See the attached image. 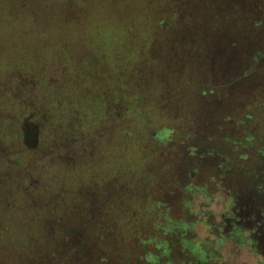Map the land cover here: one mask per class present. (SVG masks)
Instances as JSON below:
<instances>
[{
  "label": "rangeland",
  "instance_id": "1",
  "mask_svg": "<svg viewBox=\"0 0 264 264\" xmlns=\"http://www.w3.org/2000/svg\"><path fill=\"white\" fill-rule=\"evenodd\" d=\"M0 264H264V0H0Z\"/></svg>",
  "mask_w": 264,
  "mask_h": 264
},
{
  "label": "trees",
  "instance_id": "2",
  "mask_svg": "<svg viewBox=\"0 0 264 264\" xmlns=\"http://www.w3.org/2000/svg\"><path fill=\"white\" fill-rule=\"evenodd\" d=\"M46 117H45V119H46V121H45V123H43V126L42 127H40V129H38V131L37 130H35V129H28V128H26V129H24V133H22V136L21 137H19V138H24V139H26V140H28V143L30 144L29 146V150H33L34 148L33 147H31L32 146V144L34 143L33 141H35L36 139H37V137L36 136H38V138L39 137H41V135L44 133L45 135H50V136H53V135H56V132L58 131H60L62 128H64L65 127V129H67V125H68V122H66L65 123V121H64V123H63V120L60 122V124L59 123H57V120H56V117H51V111L49 110V108L48 107H46ZM29 123H31V122H29ZM28 129V130H27ZM63 142H58V145L57 146H55V144H53V147H51L50 145H47V143L46 144H44V149H45V151L47 152V153H55L56 154V156H57V154H59L58 152H60V151H57V150H60V149H62L61 148V144H62ZM68 148V147H67ZM67 148H63V149H67ZM13 157H14V159H15V161L18 163L19 162V157H17L16 155H12ZM56 161H58L57 159H56ZM46 162V161H45ZM51 162H49L48 161V164H50ZM45 164V163H44ZM94 207H95V205L94 204H92V206H91V208L92 209H94ZM251 220H253V219H251ZM256 222V221H255ZM166 242V241H165Z\"/></svg>",
  "mask_w": 264,
  "mask_h": 264
}]
</instances>
